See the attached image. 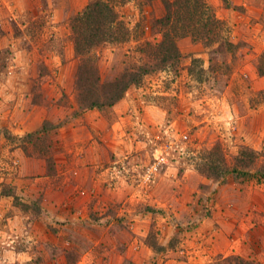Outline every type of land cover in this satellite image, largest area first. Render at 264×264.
<instances>
[{
  "label": "rangeland",
  "instance_id": "1",
  "mask_svg": "<svg viewBox=\"0 0 264 264\" xmlns=\"http://www.w3.org/2000/svg\"><path fill=\"white\" fill-rule=\"evenodd\" d=\"M90 1L0 0V193L18 197L0 196V264H67V251L76 264H264V180L197 169L216 149L228 164L264 153V0H205L221 40L180 39L178 63L74 117L70 21ZM115 1L132 39L98 48L106 79L147 62L164 14L163 0ZM34 111L63 123L45 155L3 133H34L22 125Z\"/></svg>",
  "mask_w": 264,
  "mask_h": 264
},
{
  "label": "trees",
  "instance_id": "2",
  "mask_svg": "<svg viewBox=\"0 0 264 264\" xmlns=\"http://www.w3.org/2000/svg\"><path fill=\"white\" fill-rule=\"evenodd\" d=\"M115 0H92L84 9L70 21L74 54L77 59L74 79V97L78 108L75 116L88 110H108L119 103L132 86L139 85L143 77L159 69L173 66L181 58L178 41L191 37L194 42L211 45L222 39L224 22L214 13L205 0H163L164 14L157 20L161 39L156 43L147 42L142 45L141 52L147 57V62L128 67L117 76L106 79L102 76L97 50L103 45H121L132 39V30L119 17L115 9ZM63 123L52 127L45 121L40 130L24 137H14L3 130L7 140H18L20 143L43 141L40 152H49L48 134L58 129ZM44 135L43 140L36 137ZM23 147V146H20ZM35 147L37 145L35 144ZM217 156V160L214 156ZM219 149L212 153L211 160H204L198 171L212 175L225 181L231 175L243 178L256 177L264 180V153L243 147L238 151L232 164L224 161ZM6 189V188H5ZM2 190L0 196L18 197L11 190ZM19 204V203H18ZM25 211L40 210L39 204L33 202L25 206ZM67 264H76L73 251H67ZM229 264H259L239 256L227 258Z\"/></svg>",
  "mask_w": 264,
  "mask_h": 264
},
{
  "label": "crops",
  "instance_id": "3",
  "mask_svg": "<svg viewBox=\"0 0 264 264\" xmlns=\"http://www.w3.org/2000/svg\"><path fill=\"white\" fill-rule=\"evenodd\" d=\"M221 15H227L224 10L220 11ZM219 18H224V17H219ZM66 60V59H65ZM68 60V59H67ZM67 66V64H62ZM74 67V64H73ZM73 69V68H72ZM86 112L80 114L78 117H81L83 115H85ZM37 115V111L32 112L30 115H28L27 117H25L24 122H23V130L25 131V133H29V132H35L37 130H39V128L42 127L43 122H44V118H38V116H34ZM76 119V118H74ZM69 123V122H68ZM67 123V124H68ZM66 124V125H67ZM71 123H69L68 125H70Z\"/></svg>",
  "mask_w": 264,
  "mask_h": 264
},
{
  "label": "built area",
  "instance_id": "4",
  "mask_svg": "<svg viewBox=\"0 0 264 264\" xmlns=\"http://www.w3.org/2000/svg\"><path fill=\"white\" fill-rule=\"evenodd\" d=\"M186 138V137H185Z\"/></svg>",
  "mask_w": 264,
  "mask_h": 264
}]
</instances>
